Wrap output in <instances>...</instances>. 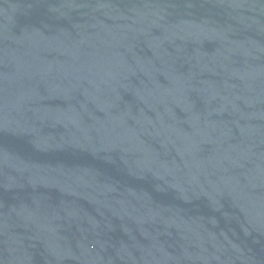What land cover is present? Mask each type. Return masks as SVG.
<instances>
[{"label":"water","instance_id":"obj_1","mask_svg":"<svg viewBox=\"0 0 264 264\" xmlns=\"http://www.w3.org/2000/svg\"><path fill=\"white\" fill-rule=\"evenodd\" d=\"M0 264H264V0H0Z\"/></svg>","mask_w":264,"mask_h":264}]
</instances>
